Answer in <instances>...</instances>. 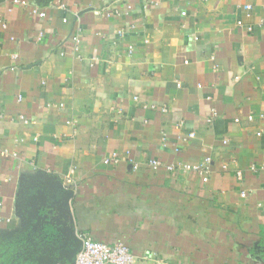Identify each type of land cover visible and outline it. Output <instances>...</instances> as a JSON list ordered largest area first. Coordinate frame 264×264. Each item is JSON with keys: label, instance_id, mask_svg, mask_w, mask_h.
<instances>
[{"label": "crops", "instance_id": "0c3cea01", "mask_svg": "<svg viewBox=\"0 0 264 264\" xmlns=\"http://www.w3.org/2000/svg\"><path fill=\"white\" fill-rule=\"evenodd\" d=\"M61 184L135 264H264V0H0V264H69Z\"/></svg>", "mask_w": 264, "mask_h": 264}, {"label": "built area", "instance_id": "2783aa9c", "mask_svg": "<svg viewBox=\"0 0 264 264\" xmlns=\"http://www.w3.org/2000/svg\"><path fill=\"white\" fill-rule=\"evenodd\" d=\"M14 3H19L20 0H13ZM62 9H66L63 4L60 5ZM245 10H250L251 5L245 4L243 6ZM33 12H36L34 9ZM114 14L120 15V12L115 9L113 10ZM39 16H44V12H38ZM127 14V12L125 13ZM133 25H130V28H133ZM250 29V27H248ZM119 36H122L124 33L122 31L118 32ZM42 35H39V38ZM72 40L76 45L79 43V39L77 35H73ZM128 51H133V46H128ZM164 110L163 108H161ZM252 115L248 116V119H252ZM18 118L23 119V121H27L22 116ZM69 123V121H67ZM257 135H260V132H257ZM189 136H192L190 134ZM119 161V157L117 154H113L110 158H104L103 163H117ZM209 162L210 159L207 158L202 164H187V163H163L158 159H149L148 165L153 169L163 168L167 172H178V171H190L195 170L198 171L202 175V180L207 181L208 173H209ZM226 167V165H223ZM241 173L237 171V176H240ZM81 239V247L80 250L75 254V257L72 262L69 264H135L136 259L134 255L130 252L128 246L119 241L113 244H106L97 240H94L92 237L88 235H79Z\"/></svg>", "mask_w": 264, "mask_h": 264}, {"label": "water", "instance_id": "95a60500", "mask_svg": "<svg viewBox=\"0 0 264 264\" xmlns=\"http://www.w3.org/2000/svg\"><path fill=\"white\" fill-rule=\"evenodd\" d=\"M59 186L61 188V190L58 188L59 192H46L44 198L32 202L31 209L37 213L38 222L48 224L55 231L60 232L66 240L72 239L74 248L69 255L70 263L80 250L81 239L75 234L73 219L69 212V199L73 196V191L64 188L62 184Z\"/></svg>", "mask_w": 264, "mask_h": 264}]
</instances>
